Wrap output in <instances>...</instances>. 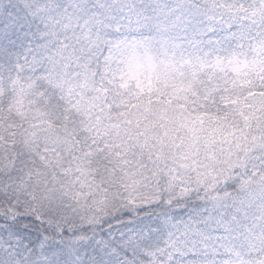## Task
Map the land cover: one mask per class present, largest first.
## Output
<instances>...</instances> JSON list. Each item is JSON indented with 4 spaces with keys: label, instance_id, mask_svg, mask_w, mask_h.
<instances>
[{
    "label": "snow or ice",
    "instance_id": "snow-or-ice-1",
    "mask_svg": "<svg viewBox=\"0 0 264 264\" xmlns=\"http://www.w3.org/2000/svg\"><path fill=\"white\" fill-rule=\"evenodd\" d=\"M0 264H264V0H0Z\"/></svg>",
    "mask_w": 264,
    "mask_h": 264
}]
</instances>
